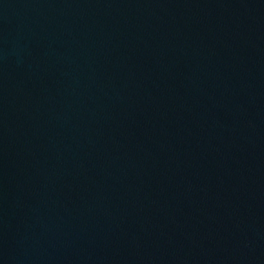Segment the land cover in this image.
Here are the masks:
<instances>
[{"label": "water", "instance_id": "water-1", "mask_svg": "<svg viewBox=\"0 0 264 264\" xmlns=\"http://www.w3.org/2000/svg\"><path fill=\"white\" fill-rule=\"evenodd\" d=\"M0 264H264V0H0Z\"/></svg>", "mask_w": 264, "mask_h": 264}]
</instances>
